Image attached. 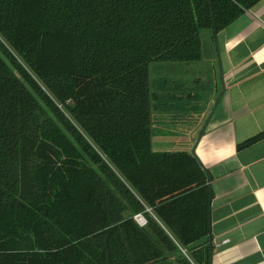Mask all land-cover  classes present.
<instances>
[{
  "label": "trees",
  "instance_id": "1",
  "mask_svg": "<svg viewBox=\"0 0 264 264\" xmlns=\"http://www.w3.org/2000/svg\"><path fill=\"white\" fill-rule=\"evenodd\" d=\"M259 1L0 0V264L210 263L207 174L159 142L151 72Z\"/></svg>",
  "mask_w": 264,
  "mask_h": 264
},
{
  "label": "crops",
  "instance_id": "2",
  "mask_svg": "<svg viewBox=\"0 0 264 264\" xmlns=\"http://www.w3.org/2000/svg\"><path fill=\"white\" fill-rule=\"evenodd\" d=\"M201 41L199 61L151 74L153 118L167 134L157 138L173 137L206 171L209 264H264V137L237 149L264 131V0Z\"/></svg>",
  "mask_w": 264,
  "mask_h": 264
},
{
  "label": "rangeland",
  "instance_id": "3",
  "mask_svg": "<svg viewBox=\"0 0 264 264\" xmlns=\"http://www.w3.org/2000/svg\"><path fill=\"white\" fill-rule=\"evenodd\" d=\"M205 31H207L206 29L205 30H202L201 31V38L203 37V33L205 32ZM1 38V37H0ZM8 47H10V46H8ZM10 49H11V47H10ZM12 50V49H11ZM12 52H13V54L19 59V61L20 62H23L22 60H21V58H19V56L12 50ZM151 74H154V72H153V69H152V72H151Z\"/></svg>",
  "mask_w": 264,
  "mask_h": 264
},
{
  "label": "built area",
  "instance_id": "4",
  "mask_svg": "<svg viewBox=\"0 0 264 264\" xmlns=\"http://www.w3.org/2000/svg\"><path fill=\"white\" fill-rule=\"evenodd\" d=\"M134 218L136 219H141V215L140 214H137L134 216ZM137 222H141V223H144L145 221H137ZM227 241V239L223 240V242Z\"/></svg>",
  "mask_w": 264,
  "mask_h": 264
},
{
  "label": "water",
  "instance_id": "5",
  "mask_svg": "<svg viewBox=\"0 0 264 264\" xmlns=\"http://www.w3.org/2000/svg\"><path fill=\"white\" fill-rule=\"evenodd\" d=\"M213 32L216 34V31L214 29H213ZM208 237L211 238L210 233H208ZM210 251H211V249H210Z\"/></svg>",
  "mask_w": 264,
  "mask_h": 264
}]
</instances>
